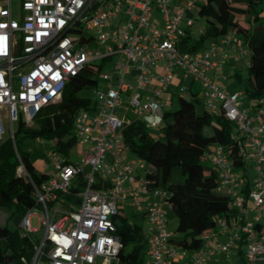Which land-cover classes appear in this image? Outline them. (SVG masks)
Masks as SVG:
<instances>
[{"label":"built area","instance_id":"2783aa9c","mask_svg":"<svg viewBox=\"0 0 264 264\" xmlns=\"http://www.w3.org/2000/svg\"><path fill=\"white\" fill-rule=\"evenodd\" d=\"M201 1L20 0L14 17L11 0H0V144L2 111L11 124H28L84 66L114 61L108 73L98 75L106 89H95L88 108L73 116L75 145L80 147L76 162L49 152V164L43 163L41 170L47 179L33 183L36 205L19 222L32 242L29 264H121L117 223L123 203L143 210L146 219L143 264H178L186 255L190 264H207L215 255L237 256L236 251H242L243 264H264V99L248 113L241 107V91L221 89L206 75L220 61L238 62L248 53L237 34L226 33L203 52L179 50ZM176 70L182 75L174 94L190 90L183 83L189 77L198 82L204 108L233 125L229 139L236 156L253 173L242 177L224 148L214 146L207 156L217 174L214 191L230 199L234 215L217 219L215 229L192 250L172 242L166 192L149 187L151 167L128 155L122 136L134 119L148 128L161 125L167 104L163 95L171 91ZM16 158V174L31 181L17 153ZM77 185V202L56 196L71 195ZM148 193L159 199L145 202ZM35 209L42 213L39 241L30 236L38 231L30 226ZM216 229L226 232L225 242H210Z\"/></svg>","mask_w":264,"mask_h":264},{"label":"trees","instance_id":"16d2710c","mask_svg":"<svg viewBox=\"0 0 264 264\" xmlns=\"http://www.w3.org/2000/svg\"><path fill=\"white\" fill-rule=\"evenodd\" d=\"M264 0H202L198 15L206 22L201 41H212L228 32L237 34L248 52L245 81L242 93L250 99H264V20L258 11ZM188 34L180 42V51L193 52L186 44ZM104 63H91L83 67L77 76L71 77L60 95L42 107L33 120L16 123L13 139L7 137L0 144V207L6 212L4 224H0V264H29L33 254L32 242L19 228L22 216L36 205L33 183L47 179L43 171L35 172L32 162L23 150V140L41 137L54 141L55 150L67 157L76 144L72 120L75 112L90 105L88 98L77 93L94 87ZM190 95H178L177 106L172 112L163 111V121L151 135L139 119L126 124L122 130L123 142L129 156L145 161L150 167L149 187L166 192L165 203L176 218L177 225L172 242L182 248L198 249L202 237L215 229L216 220H229L234 215L230 199L214 191L216 171L203 162V156L212 151L211 146L220 145L228 153L236 171L246 175L248 168L236 156V145L229 139L234 133L233 125L222 114L207 111L202 99L191 91ZM200 107V109H198ZM16 153L22 160L31 181L16 174ZM246 178V176H245ZM249 179L245 180L246 192ZM77 187V188H76ZM71 188V195L56 194L60 199L77 202L78 185ZM66 201H62L65 203ZM121 242V264H143L146 239L141 227L130 223L126 217H118ZM7 223H10V227ZM24 259V262L22 261Z\"/></svg>","mask_w":264,"mask_h":264},{"label":"rangeland","instance_id":"374dc122","mask_svg":"<svg viewBox=\"0 0 264 264\" xmlns=\"http://www.w3.org/2000/svg\"><path fill=\"white\" fill-rule=\"evenodd\" d=\"M19 1L20 0H11L12 12H13L14 17H17V14H18ZM197 11H198L197 8H194L192 11L194 14V23H193V26L191 28H188V30H187L189 42L186 44V46L188 48H192L193 52H203L204 50H207L210 47L212 39L210 37H206L201 41V43L199 45L197 44L202 33H204L206 31V22H205L204 18H202L198 15ZM258 11L260 12L259 14H260L261 18H264V1H263L262 5L259 6ZM156 16H158V15H156ZM100 49H101V51H104L105 46H101ZM113 62H114L113 60L105 61L104 65L101 68V73H103V72L108 73L112 67ZM96 64H98V62ZM210 71L206 72V75L208 78L214 76L211 74ZM227 72H229V71L223 70L222 73H221V70H220V72L217 71L216 75L218 74L217 77L218 78L220 77L217 80V82L227 84L228 86H231V87L234 85L235 87L239 86L240 88H242L243 85L242 84L238 85L237 79H235V78L232 79L230 76H228ZM220 74L224 75L226 77V79L225 80H224V78L222 79ZM241 75H242L241 76L242 80L245 81L246 76H247V71H246L245 67L241 70ZM175 81L172 83L173 85H174ZM183 83L186 86L191 87V91L193 93H196L197 98L202 99L201 87H200L198 82L192 81V78L189 77ZM183 83L181 84V86L183 85ZM95 89H99V90H105L106 89V83L102 80V78L100 76L97 77V83L94 87H88V88H84V89L80 90L77 93V96L80 98H88L89 100H93ZM189 95H190L189 90L184 92L185 97H188ZM163 99L165 101H167V104L162 107L164 112H172L173 110H175V108L177 106V99H178L177 93L176 94L172 93L170 95H167V93H166L163 95ZM241 100H242V107L248 113H250V110L248 108L250 98L248 96L242 95ZM253 102H255L254 99L252 100L251 103H253ZM198 109H200V107ZM131 116L134 118L133 114H131ZM2 117H3V126H4V130H5V133L3 134L2 139H6L7 137L10 136L11 130L15 129L16 123L11 124L4 111H2ZM149 132L151 133V135L154 136L155 132H156V128L149 129ZM213 148L214 147L211 146V149H213ZM79 149H80V147L77 145H74L70 149V151L67 155V159L70 162H72V163L76 162ZM23 150L27 153L29 159L31 160L35 172H39L42 170V164L43 163L49 164L47 154L49 152H53L55 150V145H54L53 140L44 139L41 137H31V138H25L23 140ZM55 152H57V151H55ZM57 154L64 156V154L60 153V152H57ZM203 162L207 165L209 164L207 155L203 156ZM247 173L250 177L253 176V173L250 169L247 171ZM156 199H159V197H157ZM121 208H122V214L124 215V217H126L130 223H134L136 225H139L141 227L142 232L145 233L147 226H146V219L143 216V210H141V211L135 210L134 208L130 207V205L128 203H123ZM165 210H166V219H167L168 229H169V231H171L173 233V232H175V229H176L177 218H176L175 214L171 210H169L166 203H165ZM6 212L7 211L4 208L0 207V224H4L5 219H6ZM32 212H33V214H32L31 219H30V226L32 229H36L38 231L35 233H30V236L33 240L39 241L41 239V236L43 233V228H40V225H39V221L42 219V213L40 212L39 209H35ZM7 224L9 227L11 226L10 223H7ZM216 231H219V230L216 229ZM225 239L222 242H225ZM145 247H146V245H145ZM213 259H216L217 261H215L211 264H243L242 261L240 259H238L237 256L234 255L233 252L231 253L230 256H226V254L215 255L212 257V260Z\"/></svg>","mask_w":264,"mask_h":264},{"label":"crops","instance_id":"0c3cea01","mask_svg":"<svg viewBox=\"0 0 264 264\" xmlns=\"http://www.w3.org/2000/svg\"><path fill=\"white\" fill-rule=\"evenodd\" d=\"M262 19H264V18H262ZM220 39V37H218V38H216V40H219ZM227 54L229 55V56H232V51H228L227 52ZM248 53H246V54H244L243 55V57L240 59V61H238V62H234V61H232V59H227V60H222V61H220L219 62V64L214 68V69H212L210 72H211V74L212 75H214V76H212V77H209L219 88H221V89H224V90H226V91H228V92H237V91H241L242 92V89L238 86V87H235L234 85L231 87V86H228L227 84H223V83H218L217 82V80L220 78H218L217 77V75H216V72L217 71H219L220 72V70H221V73H222V71L223 70H226V71H229V72H227V74H228V76H230L232 79H237L238 77H240L241 78V70L245 67V69H246V67H247V63H248ZM218 58V57H217ZM176 74H177V77H176V81H175V83H174V85L172 84V86H171V91H169V92H167V95H170V94H172V93H175L174 92V90L178 87V85H179V79H180V77H181V75H182V73H181V71L180 70H176ZM221 75V78L223 79L224 78V80L226 79V77L224 76V75H222V74H220ZM173 81V82H174ZM218 83V84H217ZM242 95H244L243 93H242ZM252 102V99H250L249 100V106H248V108H249V110H250V112L251 111H253V109H254V107H255V104H256V101L255 102H253V103H251ZM241 107H242V100H241ZM243 108V107H242ZM143 200L145 201V202H147V201H149V200H156V198H153L152 197V195L150 194V193H148L147 195H145L144 197H143ZM158 200V199H157ZM226 238V232H223V231H218V233H217V235H216V237H214V238H212V240L210 241L212 244H214V243H217V242H222L224 239ZM237 252V257H238V259H240V254L242 253V251H236ZM236 256V255H235ZM215 261H217L216 259H213L212 260V258L210 259V260H208V262H207V264H211V263H213V262H215ZM177 263L178 264H190V259H189V257L186 255V256H184V257H182V258H179V259H177Z\"/></svg>","mask_w":264,"mask_h":264}]
</instances>
